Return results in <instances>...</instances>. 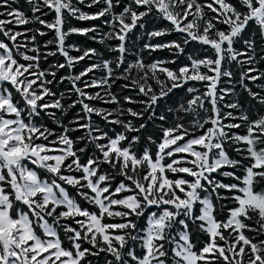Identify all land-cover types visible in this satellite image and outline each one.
<instances>
[{
	"label": "snow or ice",
	"instance_id": "snow-or-ice-1",
	"mask_svg": "<svg viewBox=\"0 0 264 264\" xmlns=\"http://www.w3.org/2000/svg\"><path fill=\"white\" fill-rule=\"evenodd\" d=\"M16 3L0 0V264H264V0Z\"/></svg>",
	"mask_w": 264,
	"mask_h": 264
},
{
	"label": "trees",
	"instance_id": "trees-1",
	"mask_svg": "<svg viewBox=\"0 0 264 264\" xmlns=\"http://www.w3.org/2000/svg\"><path fill=\"white\" fill-rule=\"evenodd\" d=\"M14 7H19L21 10L25 11L26 15H31V13L28 11V6L24 3V0H17V3L15 5H13ZM84 11H87V12H95L97 11L98 9L96 7H93L91 9L89 8H84L83 9ZM53 15H49L47 17V19L51 20L53 18ZM3 17H0V19H2ZM101 22L100 21H92V22H88V21H77L75 19H71L70 20V24L71 25H74V26H78V27H88L90 26L91 24H97L99 25ZM164 26L162 22L160 21H157L155 23H150L148 25L149 29H151L152 27H162ZM25 27H28V28H35V27H40L39 25H35V24H30V25H27V26H19L16 28V30L18 31H22L24 30ZM106 29V27L104 28ZM104 29H102L104 31ZM141 30L137 29L136 30V34H139ZM3 37H0V39H2ZM52 38V34H49L48 36H45V37H37L38 41L43 43V41L45 40H48V39H51ZM132 39L135 40V35L132 36ZM146 37L144 38V40L140 41V44H142L143 42L146 41ZM172 39H178V37L173 34L172 36H167V37H164L163 40H172ZM69 43H74V44H77L79 45L81 48H88V47H93V48H97L99 51H103L104 50V46L103 45H100L98 43H96L95 41L89 39V37L87 36H80V35H72L70 38H69ZM154 43L155 42H162L161 40H154L153 41ZM196 49H199V45L198 44H195L193 43L192 45L189 46L188 48V51H193V50H196ZM72 54L76 55L77 53L75 52H72ZM169 57V53L167 51H164V52H156V53H153L151 56H148L147 54H145V59L147 62H151V60L153 59H162V58H168ZM131 58V57H130ZM54 58H49V60H53ZM60 60H62L63 58L62 57H59ZM181 61L182 62H186V60H184L183 57H181ZM84 64L87 63V61L83 62ZM46 66V65H45ZM60 74H64L63 72H61ZM122 82L121 81H118L116 85L113 86V90L116 91L117 93H120V88H119V85L121 84ZM66 86V85H65ZM65 86H61V90H63V88ZM250 87L253 88L254 91H256V87L254 85H250ZM123 94H128V93H123ZM185 96V90H178L176 92V95L172 98L173 100H176L178 98H183ZM97 106H102V107H114V105H104L102 103H99L98 102V105ZM125 107H133V105H125ZM74 115V111L73 112H70L69 113V116L67 119H70L71 116ZM67 119L65 120V123H67ZM49 123L50 126H53L55 127L54 125H51V122L50 121H47ZM137 123H140V121H137ZM59 130V129H58ZM117 131H119V129L117 128ZM81 133H75V135H80ZM147 134H151V131L147 132Z\"/></svg>",
	"mask_w": 264,
	"mask_h": 264
},
{
	"label": "rangeland",
	"instance_id": "rangeland-1",
	"mask_svg": "<svg viewBox=\"0 0 264 264\" xmlns=\"http://www.w3.org/2000/svg\"><path fill=\"white\" fill-rule=\"evenodd\" d=\"M3 18H4V17H3ZM3 18H2V19H3ZM15 30H16V29H15ZM17 31H18V30H17ZM104 31H107V28H106V29H104ZM71 54H72V53H71ZM72 55H74V54H72ZM97 75H99V73H98Z\"/></svg>",
	"mask_w": 264,
	"mask_h": 264
}]
</instances>
